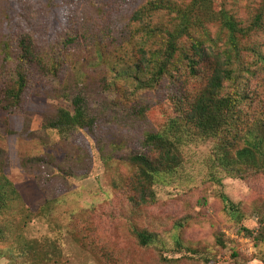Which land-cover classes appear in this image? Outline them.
<instances>
[{"label": "rangeland", "instance_id": "374dc122", "mask_svg": "<svg viewBox=\"0 0 264 264\" xmlns=\"http://www.w3.org/2000/svg\"><path fill=\"white\" fill-rule=\"evenodd\" d=\"M147 1L0 0V91L16 65L2 59L6 39L13 51L11 38L29 35L56 64L54 73L29 65L19 104L0 110L2 174L18 192L8 193L0 214V264H264V172L247 180L214 173L211 141L182 148L181 168L153 187L152 203L130 200L134 170L127 158L144 152L145 134L173 117L174 96L199 86L180 74L152 90L135 88L131 65L140 52L130 18ZM233 2L246 18L264 0ZM255 41L264 43V28ZM250 72L238 82L257 96V112L244 103L252 121L264 115V73ZM64 93L86 97L97 117L95 140L42 128L57 108L72 110ZM24 159L34 162L23 167ZM222 195L238 209L239 222L227 215ZM134 229L149 233L152 244L140 247Z\"/></svg>", "mask_w": 264, "mask_h": 264}, {"label": "trees", "instance_id": "16d2710c", "mask_svg": "<svg viewBox=\"0 0 264 264\" xmlns=\"http://www.w3.org/2000/svg\"><path fill=\"white\" fill-rule=\"evenodd\" d=\"M233 1L148 0L131 15L132 24L138 26L131 39L140 52L131 65L135 88L152 90L164 78L173 80L180 74H187L199 85L194 91L174 96L173 117L158 130L145 134L144 152L127 158L134 170L127 186L133 192L130 200L135 206L154 201L153 187L175 176L182 165V148L194 140L211 141L210 167L214 173L218 170L228 178L247 180L264 172V115L252 116V121L247 117L245 104L252 114L257 112V96L246 95L238 82L252 68L264 73V43L255 41L264 28V2L251 10L246 7L243 18L237 14ZM136 34L139 35L135 39ZM11 42L15 43V50H10L8 39L1 47L2 59L16 62L10 85L0 91L2 112L7 111L6 105L19 104L29 65L51 73L56 70L52 58L46 61L37 52L31 36L21 35L15 41L11 38ZM250 55L252 62L247 61ZM62 95L69 97L72 110L57 108L53 119H43L42 128L60 135L78 130L95 140L97 117L86 97ZM114 113L113 118L118 119ZM34 160L42 171L41 160ZM34 160L24 159L22 166H31ZM2 169L0 164V214L6 208L8 193L18 197ZM213 172L211 176L215 178ZM85 174L82 172L81 177ZM221 200L227 215L239 222L243 217L235 205L224 195ZM133 234L140 247L153 242L144 230L134 229ZM26 247L28 251L33 249L31 242Z\"/></svg>", "mask_w": 264, "mask_h": 264}, {"label": "built area", "instance_id": "2783aa9c", "mask_svg": "<svg viewBox=\"0 0 264 264\" xmlns=\"http://www.w3.org/2000/svg\"><path fill=\"white\" fill-rule=\"evenodd\" d=\"M240 241H241V238H240ZM243 251V250H242Z\"/></svg>", "mask_w": 264, "mask_h": 264}]
</instances>
